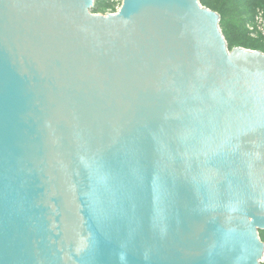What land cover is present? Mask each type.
I'll return each mask as SVG.
<instances>
[{"label": "water", "instance_id": "water-1", "mask_svg": "<svg viewBox=\"0 0 264 264\" xmlns=\"http://www.w3.org/2000/svg\"><path fill=\"white\" fill-rule=\"evenodd\" d=\"M97 2L0 0V264H264V53Z\"/></svg>", "mask_w": 264, "mask_h": 264}, {"label": "trees", "instance_id": "trees-1", "mask_svg": "<svg viewBox=\"0 0 264 264\" xmlns=\"http://www.w3.org/2000/svg\"><path fill=\"white\" fill-rule=\"evenodd\" d=\"M264 0H201L203 6L218 12L221 16V27L229 47L233 50L241 47L264 53L259 45L246 43L243 40L246 25L254 21L255 15ZM111 7L106 0H98L94 12L98 13ZM111 11V10H110ZM114 11V10H113ZM245 37V35H244ZM264 242V233H261Z\"/></svg>", "mask_w": 264, "mask_h": 264}, {"label": "rangeland", "instance_id": "rangeland-1", "mask_svg": "<svg viewBox=\"0 0 264 264\" xmlns=\"http://www.w3.org/2000/svg\"><path fill=\"white\" fill-rule=\"evenodd\" d=\"M106 1L110 3L111 7L107 10L98 12L99 14L102 15H106L108 13L115 14V11L117 10L116 7H119L123 2V0H106ZM260 4H261V8L258 9L254 21L246 25L245 27V34H244L245 37L243 35V40L246 43H251V44L254 43V45H259L264 50V1Z\"/></svg>", "mask_w": 264, "mask_h": 264}, {"label": "built area", "instance_id": "built-area-1", "mask_svg": "<svg viewBox=\"0 0 264 264\" xmlns=\"http://www.w3.org/2000/svg\"><path fill=\"white\" fill-rule=\"evenodd\" d=\"M121 5H122V4H121ZM121 5H120L119 7H116L117 10H116L115 12H117V11L120 9ZM108 14H112V13H108ZM113 14H114V13H113Z\"/></svg>", "mask_w": 264, "mask_h": 264}]
</instances>
